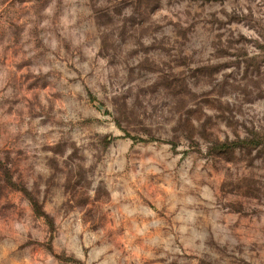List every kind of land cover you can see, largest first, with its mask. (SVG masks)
<instances>
[{
    "label": "rangeland",
    "instance_id": "obj_1",
    "mask_svg": "<svg viewBox=\"0 0 264 264\" xmlns=\"http://www.w3.org/2000/svg\"><path fill=\"white\" fill-rule=\"evenodd\" d=\"M0 264H264V0H0Z\"/></svg>",
    "mask_w": 264,
    "mask_h": 264
}]
</instances>
